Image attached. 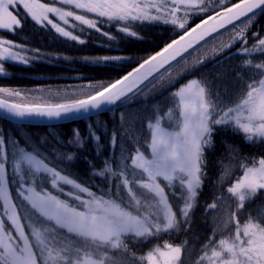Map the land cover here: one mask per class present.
Segmentation results:
<instances>
[{
  "label": "snow or ice",
  "instance_id": "obj_1",
  "mask_svg": "<svg viewBox=\"0 0 264 264\" xmlns=\"http://www.w3.org/2000/svg\"><path fill=\"white\" fill-rule=\"evenodd\" d=\"M261 15L264 0H0V30L15 35L30 21L78 45L98 34L104 39L93 42L113 54L55 59L117 73L78 76L77 84L55 90L0 86V118L87 122L86 133L73 128L54 158L30 136H6L0 126V264H186L182 256L192 246L173 241L191 228L215 134L231 131L264 146V37L253 32L251 45L248 37ZM194 17L199 22L190 23ZM145 26H165L173 35L135 61L108 43L143 39ZM233 57L241 60L231 88L218 85L207 65L215 69ZM40 60L52 62L51 54L0 37V78L10 75L7 64ZM157 95L163 99L145 111L144 131L127 135L128 117L140 118L127 110L139 102L144 111ZM89 141L102 166L84 160L101 183L79 182L69 171ZM225 147L230 159L217 160L221 171L205 207L212 228L195 264H264V204L255 203L264 200V156ZM144 245L150 247L139 254Z\"/></svg>",
  "mask_w": 264,
  "mask_h": 264
},
{
  "label": "trees",
  "instance_id": "obj_2",
  "mask_svg": "<svg viewBox=\"0 0 264 264\" xmlns=\"http://www.w3.org/2000/svg\"><path fill=\"white\" fill-rule=\"evenodd\" d=\"M233 2H235V0H233ZM140 31L143 39L126 38L118 41H109L108 43H117L119 45V51L131 54L133 61H135L139 57L159 50V48L173 35L166 30L165 26H145L142 27ZM257 31L260 36L264 37V15L258 17L248 33L250 45L254 42L252 33ZM117 35L120 34L117 33ZM0 37L11 39L26 46H30L33 49H40L43 53L51 54L52 57V62L40 60L33 62L31 66L7 64L6 68L10 75L7 78H0V86L18 88L22 91L35 90L37 88L55 90L77 84L79 82L77 79L78 76L82 77L84 80H100L107 77H115L117 74L110 67L92 66L83 63L80 59L67 61L55 59V56L58 54L67 55L69 57L113 54L109 49L99 47L97 43L93 42L98 39H104L103 37H98V34L95 33H93L88 43L85 45H78L75 42H69L58 37L53 31L40 29L29 21L25 24L23 30H18L15 35L0 30ZM222 39L227 40V36ZM217 42L218 41H214L213 43ZM239 47L240 45L237 44L229 51L235 52ZM240 60L241 57H233L230 63L225 61L223 66L216 67L215 69H213V65L209 63L205 70L216 78V83L218 85H227L231 88L232 68L235 67L236 63ZM126 70H130V68L120 69V71ZM196 75H198V73ZM190 78L191 76L186 79ZM180 82L183 83L184 80L182 79ZM176 86L178 87L179 84ZM162 99L163 98L159 95L155 98H150L148 102L149 108L144 111H140L142 105L139 102L127 110L129 113L136 112L140 117L134 122L131 116L128 117L129 130L127 135L134 136L137 132L144 131L145 121L143 116L145 111L151 112V105ZM101 119L108 121V127L111 128L113 121L107 113L103 114ZM86 123V121L82 120L57 126L31 127L15 125L0 118V126L3 127L6 136L9 134L12 136H20L21 134H23L24 137L30 136L35 145L39 146L40 149L51 158L55 157V150H64L67 147V139L71 136L73 128H79L82 134L86 133ZM44 136H47L48 139L41 144V137ZM214 139L215 148L207 154V178L204 181L202 195L199 197L198 207L195 209L192 216L191 228L186 233L182 232L176 234L173 241L176 244H180L186 239L192 246L191 255L188 257L182 256V259L186 260V264H195L198 250L211 232L212 220L205 213V207L208 203L212 202L213 190L216 187L215 182L221 171V166L217 163V160L219 159L227 162L230 159L229 150L226 149L225 142L238 147L241 155H247L249 157L264 156V146H253L246 143L243 134H234L231 131H217ZM58 140L60 143H57ZM102 142L105 144L103 155L106 156L108 154L107 137L102 136ZM20 143L24 144V139H21ZM125 144L128 149H132L133 145L131 141L126 139ZM85 156L93 162L96 168L102 166L101 159L95 155L92 143L89 141L84 149L77 152L76 159L70 165L69 171L79 182L101 183L102 181H100L98 177L90 175L88 163L84 160ZM255 203L264 204V200H257ZM160 243L162 244V241H160ZM149 247L150 245H144L138 249L139 254L146 253Z\"/></svg>",
  "mask_w": 264,
  "mask_h": 264
},
{
  "label": "water",
  "instance_id": "obj_3",
  "mask_svg": "<svg viewBox=\"0 0 264 264\" xmlns=\"http://www.w3.org/2000/svg\"><path fill=\"white\" fill-rule=\"evenodd\" d=\"M209 39H211V38H209ZM5 120L17 123V121H15V120H9V119H5ZM75 121H78V120H75ZM75 121H66V120L52 121V122H49L47 120L33 121V122H27L26 121V122H24V125H30V126H55V125L67 124V123H71V122H75Z\"/></svg>",
  "mask_w": 264,
  "mask_h": 264
},
{
  "label": "flooded vegetation",
  "instance_id": "obj_4",
  "mask_svg": "<svg viewBox=\"0 0 264 264\" xmlns=\"http://www.w3.org/2000/svg\"><path fill=\"white\" fill-rule=\"evenodd\" d=\"M199 22V18L198 17H194L192 21H190V23H196Z\"/></svg>",
  "mask_w": 264,
  "mask_h": 264
}]
</instances>
